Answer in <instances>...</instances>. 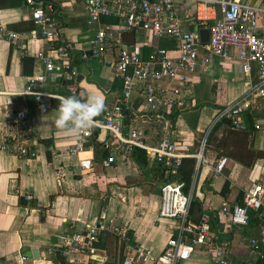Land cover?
Returning <instances> with one entry per match:
<instances>
[{"label": "crops", "instance_id": "crops-1", "mask_svg": "<svg viewBox=\"0 0 264 264\" xmlns=\"http://www.w3.org/2000/svg\"><path fill=\"white\" fill-rule=\"evenodd\" d=\"M178 6L180 17L193 30L196 26L189 20L195 5L181 2ZM59 11V38L49 42L36 34L29 9L20 0H0V26L17 34L13 42L0 38V140L12 135L36 151L33 158L0 153V264H51L49 257L53 249H59L65 237L100 219L126 225L130 244L155 256L173 234L169 227L173 220L158 216L161 179L157 176L156 163L147 158L146 166L140 168L131 152H125L114 163L103 165L105 152L99 135L88 143L89 152L85 153L91 156V169L81 172L76 156L69 152L75 138L58 132L53 123L60 101L45 96L36 101L21 92L28 77L43 74L36 53L50 49L55 68L45 76L44 90L65 93L56 66L60 58L67 57L77 74L75 83L80 93L101 95L105 105L112 104L119 95L120 80L112 74L116 47L102 53L85 52L90 50L86 45L99 23L87 22L81 0H66L60 4ZM106 21L111 19L99 20ZM118 38L121 44H139L144 59L156 47L174 45L168 38L152 37L146 42L142 33L131 30L120 31ZM59 46L63 52L57 51ZM251 74L254 76L253 68ZM185 75L187 80L161 81V85L179 90L184 98L183 108L169 110L174 113L172 121L165 116L169 111L154 115L141 100H133V124L145 144L154 145L161 138H168L180 144V152H194L216 110L229 105L246 90L236 59L222 61L211 56L205 67L198 65ZM19 110L25 111L24 118L12 121ZM256 117L260 119V128L256 130L249 115L243 117V122L248 130L251 128L250 147L264 150V111ZM228 129L227 122L222 120L209 133L220 138ZM219 151L213 142L204 147V162L194 163L189 186L190 194L194 193L200 200L201 210L207 213L222 202L229 205L237 202L241 190L252 181L264 186V158H257L251 167H246L225 155L224 170L212 176L210 167L219 156H224ZM223 182H226L224 188ZM244 229L225 220L217 223V232L228 240L231 264L256 262L259 251L251 248L246 238L252 237L264 244V219L246 229V233ZM32 250L38 259H33ZM22 255L25 259L19 261ZM123 257L121 245L108 236L95 244L87 264H115L122 262ZM179 264L214 263L207 251L197 246Z\"/></svg>", "mask_w": 264, "mask_h": 264}, {"label": "built area", "instance_id": "built-area-1", "mask_svg": "<svg viewBox=\"0 0 264 264\" xmlns=\"http://www.w3.org/2000/svg\"><path fill=\"white\" fill-rule=\"evenodd\" d=\"M20 1L29 9L36 34L49 42L57 40L61 20L59 6L66 0ZM81 1L88 17L87 22L99 23L86 49L102 53L116 47L112 74L120 80L119 95L114 102L105 105L104 111L96 118L98 123L95 127L75 138L69 149L76 156L81 172L91 169V156L85 153L89 152L88 143L99 135L100 146L105 152L103 165L114 163L123 153L128 154L136 147L146 151L147 158L160 167L174 169L182 157L194 158L196 165L204 162L202 152L205 140L217 122L226 120L230 129H243V117L247 114L253 119V129L260 128V119L256 116L264 111V0ZM181 2L195 5L193 17L189 21L197 28H208L206 43H201L197 34L188 29L186 20L180 17L178 3ZM102 17L111 21L99 22ZM123 30L142 33L146 42L152 37L168 38L173 40L174 45L172 48L156 47L144 59L139 44L120 43L118 34ZM0 38L13 42L17 34L0 26ZM57 51L63 52V48L59 46ZM51 52L46 49L36 53L43 74L28 77L21 91L36 101L44 96L59 100V97L72 93L80 94L75 83L77 74L67 57L60 58L56 66L65 93L56 94L44 90L45 76L55 68ZM211 56L222 61H238L246 86L245 92L229 105L216 110L194 152H180V144L168 138H161L154 145L145 144L140 131L133 124V100H141L147 111L154 115L174 107L183 108L184 98L180 91L161 85V81L173 78L187 80L185 73L194 71L198 65L205 67ZM252 68L254 76L251 74ZM24 116L25 111H16L12 121H21ZM0 153L28 158L36 156L34 149L12 135L0 140ZM226 160L222 155L213 162L210 167L212 176L221 173ZM182 186L183 183L179 181H162L159 187L158 216L173 220V224L169 225L173 234L167 238L157 255L153 256L148 250L132 246L126 225L112 219H100L65 237L59 247L61 258L67 264H87L95 244L112 236L124 253L123 261L115 264H179L197 246L207 251L214 264H231L228 240L217 232L216 223L225 220L234 226H245L248 209L258 210V216L264 219V186L257 181L250 182L241 190L237 202L231 205L222 202L212 212H203L197 222L187 219L190 192L183 193ZM212 220L216 223H212ZM246 241L249 246L256 243L252 237L246 238ZM24 259L23 255L19 257V261Z\"/></svg>", "mask_w": 264, "mask_h": 264}, {"label": "trees", "instance_id": "trees-1", "mask_svg": "<svg viewBox=\"0 0 264 264\" xmlns=\"http://www.w3.org/2000/svg\"><path fill=\"white\" fill-rule=\"evenodd\" d=\"M172 46H173L172 44L168 45V47H172ZM165 116L170 118V120L172 121L174 118V113L173 111H169V113H167ZM214 128H216V126ZM250 134H251V128L248 130L247 127L239 130H232L229 128L225 132V135L220 138H215L212 135V133H208L205 140V146L213 142L214 147L217 150H220L219 154H224V156L226 155L232 160L237 161L246 167H251L255 159L264 158V150H255L252 147H250V143H249ZM131 156L133 161L136 163L138 167L143 168L146 166V159H147L146 151L135 147L131 150ZM194 163H195L194 158L182 157L180 159L179 164L174 169L160 167V165L157 163L155 165V169L157 172V176L161 179V182L162 181L182 182L183 183L182 192L187 194L189 192V186L192 179ZM223 170L224 167L222 168V171ZM222 186H223L222 188H224L226 186V182H223ZM202 213L203 211L201 210L200 200L194 195V193H191L190 200L188 203V209H187V219L192 222H197ZM259 222H260V217L258 216V210L248 209L247 223L244 226L245 227L244 232L246 233L245 231L246 229L257 225ZM212 223L215 224L216 223L215 220H212ZM250 247L259 251V256L254 264H264V244L258 243L256 241L255 245H251ZM49 260L51 264H67L61 258L58 248L53 249L52 254L49 257ZM103 264H112V263L104 262Z\"/></svg>", "mask_w": 264, "mask_h": 264}, {"label": "clouds", "instance_id": "clouds-1", "mask_svg": "<svg viewBox=\"0 0 264 264\" xmlns=\"http://www.w3.org/2000/svg\"><path fill=\"white\" fill-rule=\"evenodd\" d=\"M59 100L53 123L58 132L70 138H77L95 127L98 123L96 118L105 109L103 96L86 91L62 96Z\"/></svg>", "mask_w": 264, "mask_h": 264}, {"label": "water", "instance_id": "water-1", "mask_svg": "<svg viewBox=\"0 0 264 264\" xmlns=\"http://www.w3.org/2000/svg\"><path fill=\"white\" fill-rule=\"evenodd\" d=\"M193 31H194L195 34H197V36L199 38V41L201 43H206L207 42V40H208V28L207 27H200V28L194 27ZM89 51H91V50H87L85 52H89ZM161 184H162V182L160 183L159 187L161 186ZM31 255H32L33 259H38L35 250L31 251Z\"/></svg>", "mask_w": 264, "mask_h": 264}, {"label": "rangeland", "instance_id": "rangeland-1", "mask_svg": "<svg viewBox=\"0 0 264 264\" xmlns=\"http://www.w3.org/2000/svg\"><path fill=\"white\" fill-rule=\"evenodd\" d=\"M198 144V143H197Z\"/></svg>", "mask_w": 264, "mask_h": 264}]
</instances>
